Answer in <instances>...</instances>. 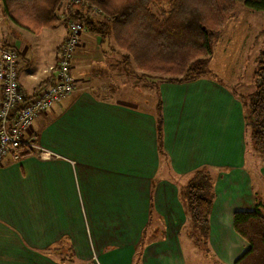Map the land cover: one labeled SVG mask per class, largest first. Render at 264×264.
Wrapping results in <instances>:
<instances>
[{
	"label": "crops",
	"instance_id": "obj_1",
	"mask_svg": "<svg viewBox=\"0 0 264 264\" xmlns=\"http://www.w3.org/2000/svg\"><path fill=\"white\" fill-rule=\"evenodd\" d=\"M60 23L61 34L57 26L31 33L3 15L0 0V46L17 51L28 96L52 82ZM106 41L81 31L74 90L34 117L25 133L31 153L0 163V264H233L248 246L233 212L259 200L264 215V151L253 147L250 167L236 83L207 75L159 81L158 148L154 111L117 99L125 71L118 54L104 51ZM39 148L53 157L39 158ZM200 168L212 178L203 247L193 241L179 186ZM187 248L201 257H188Z\"/></svg>",
	"mask_w": 264,
	"mask_h": 264
},
{
	"label": "trees",
	"instance_id": "obj_2",
	"mask_svg": "<svg viewBox=\"0 0 264 264\" xmlns=\"http://www.w3.org/2000/svg\"><path fill=\"white\" fill-rule=\"evenodd\" d=\"M1 2L2 13L8 20L34 34L42 28L55 27L60 20L63 23L61 13L69 12L87 30L107 40L110 51L118 54L123 67L129 62L141 78L146 77L153 82L191 81L209 73L212 43L226 22L234 17L238 4L264 10V0H79L69 6L67 0ZM90 9H94L97 16H91ZM263 33L264 26L257 36ZM252 77L255 85L252 93L238 94V97L245 109V128L252 146L262 152L264 50L258 54ZM232 92L235 93V88ZM246 98L249 100L247 108ZM154 114L158 148H161L160 99H157ZM158 150L161 154V149ZM16 151L20 157L32 150L22 145ZM211 189L209 171L200 168L193 172L182 191L192 224L191 235L199 247L207 244ZM261 206L263 203L257 200L253 209L235 210L232 214L234 231L248 244L233 264H264V215Z\"/></svg>",
	"mask_w": 264,
	"mask_h": 264
},
{
	"label": "rangeland",
	"instance_id": "obj_3",
	"mask_svg": "<svg viewBox=\"0 0 264 264\" xmlns=\"http://www.w3.org/2000/svg\"><path fill=\"white\" fill-rule=\"evenodd\" d=\"M67 1L70 2L71 0ZM93 13L94 9H90V14L93 15ZM60 22L56 23L59 34H61L63 28ZM263 26L264 10H253L242 4H238L234 17L226 22L223 30L212 43V54L208 63V72L215 75L209 73L205 75L209 77L216 76L223 83H236L235 89L241 94L252 93L254 90V83L251 81L252 71L256 65L259 52L264 50V33L257 36ZM105 46L104 51L108 52V45ZM123 64L126 63L123 62ZM128 65L126 64L123 67L125 71V84L117 99L154 111L157 99H159L158 82H153L152 79L146 77L141 78L134 66L129 62ZM133 71H135L134 73L139 80L137 78L129 79L128 76ZM133 82L135 85H132ZM245 101V107L247 108L249 107L248 98ZM247 139V163L251 167V160H256L253 157L255 150L251 144L249 146V143H251L249 135ZM260 159L258 156V162ZM185 185L186 181L182 179L179 184L180 188L182 186L185 187ZM187 250L186 254L188 257L192 255L198 257L200 255L198 252H192L189 248Z\"/></svg>",
	"mask_w": 264,
	"mask_h": 264
},
{
	"label": "built area",
	"instance_id": "obj_4",
	"mask_svg": "<svg viewBox=\"0 0 264 264\" xmlns=\"http://www.w3.org/2000/svg\"><path fill=\"white\" fill-rule=\"evenodd\" d=\"M78 1L71 0L68 6ZM61 17L65 36L60 44L56 63L50 67L55 70V75L47 88L35 94L26 95L19 85L17 51L9 46H0V163L7 154L19 158L16 150L22 145L29 149L35 148L32 135L25 139V133L34 117L69 95L75 88L71 62L80 33L85 27L67 11L62 12ZM14 110V115L10 117ZM38 157L50 159L53 154L39 148Z\"/></svg>",
	"mask_w": 264,
	"mask_h": 264
}]
</instances>
